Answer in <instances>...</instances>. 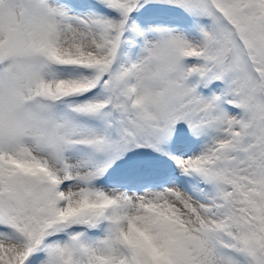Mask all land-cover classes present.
Segmentation results:
<instances>
[{
	"label": "snow or ice",
	"instance_id": "1",
	"mask_svg": "<svg viewBox=\"0 0 264 264\" xmlns=\"http://www.w3.org/2000/svg\"><path fill=\"white\" fill-rule=\"evenodd\" d=\"M0 264H264V0H0Z\"/></svg>",
	"mask_w": 264,
	"mask_h": 264
}]
</instances>
